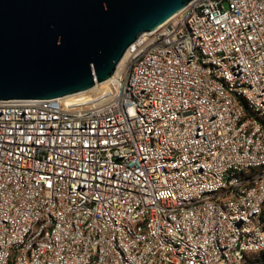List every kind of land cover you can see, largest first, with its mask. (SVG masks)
<instances>
[{"label": "built area", "instance_id": "1", "mask_svg": "<svg viewBox=\"0 0 264 264\" xmlns=\"http://www.w3.org/2000/svg\"><path fill=\"white\" fill-rule=\"evenodd\" d=\"M82 91L0 99V264H264V0H188Z\"/></svg>", "mask_w": 264, "mask_h": 264}, {"label": "water", "instance_id": "2", "mask_svg": "<svg viewBox=\"0 0 264 264\" xmlns=\"http://www.w3.org/2000/svg\"><path fill=\"white\" fill-rule=\"evenodd\" d=\"M188 0H0V99L52 98L106 79L125 47Z\"/></svg>", "mask_w": 264, "mask_h": 264}, {"label": "bare ground", "instance_id": "3", "mask_svg": "<svg viewBox=\"0 0 264 264\" xmlns=\"http://www.w3.org/2000/svg\"><path fill=\"white\" fill-rule=\"evenodd\" d=\"M105 81H106V79H105V80H103L102 82H105ZM81 92H83V91H80V92H78V93H73V94H68V95H65V96H64V98H65L66 96H73V95L80 94Z\"/></svg>", "mask_w": 264, "mask_h": 264}, {"label": "rangeland", "instance_id": "4", "mask_svg": "<svg viewBox=\"0 0 264 264\" xmlns=\"http://www.w3.org/2000/svg\"><path fill=\"white\" fill-rule=\"evenodd\" d=\"M102 84H103V83H102ZM81 94H83V93H81ZM81 94H79V95H81ZM244 263H245V264H248V262H247V261H245Z\"/></svg>", "mask_w": 264, "mask_h": 264}]
</instances>
